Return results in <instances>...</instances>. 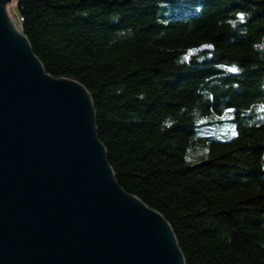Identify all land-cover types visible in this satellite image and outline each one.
Instances as JSON below:
<instances>
[{"label": "trees", "instance_id": "1", "mask_svg": "<svg viewBox=\"0 0 264 264\" xmlns=\"http://www.w3.org/2000/svg\"><path fill=\"white\" fill-rule=\"evenodd\" d=\"M15 8L45 72L91 94L117 183L165 218L185 264H264V0ZM225 114L236 136L203 138Z\"/></svg>", "mask_w": 264, "mask_h": 264}, {"label": "water", "instance_id": "2", "mask_svg": "<svg viewBox=\"0 0 264 264\" xmlns=\"http://www.w3.org/2000/svg\"><path fill=\"white\" fill-rule=\"evenodd\" d=\"M7 1V0H6ZM0 0V264H185L165 218L117 183L91 94L47 74Z\"/></svg>", "mask_w": 264, "mask_h": 264}, {"label": "rangeland", "instance_id": "3", "mask_svg": "<svg viewBox=\"0 0 264 264\" xmlns=\"http://www.w3.org/2000/svg\"><path fill=\"white\" fill-rule=\"evenodd\" d=\"M6 1V0H5ZM18 0H7L5 5L9 6V14L16 23H19V17L16 11V3ZM15 23V24H16ZM233 114H225L221 121H214L212 124H206L207 130L202 134L203 138H213L217 140H229L236 136L237 129L233 121Z\"/></svg>", "mask_w": 264, "mask_h": 264}, {"label": "bare ground", "instance_id": "4", "mask_svg": "<svg viewBox=\"0 0 264 264\" xmlns=\"http://www.w3.org/2000/svg\"><path fill=\"white\" fill-rule=\"evenodd\" d=\"M5 9H6L7 16H8V18H9V21L11 22L12 26L14 27V29H17L18 32H19V29H20V28L18 27V24H19V23H16V22L13 20V18L10 16V14H9V6L5 5ZM15 23H16V24H15Z\"/></svg>", "mask_w": 264, "mask_h": 264}, {"label": "snow or ice", "instance_id": "5", "mask_svg": "<svg viewBox=\"0 0 264 264\" xmlns=\"http://www.w3.org/2000/svg\"><path fill=\"white\" fill-rule=\"evenodd\" d=\"M237 15L239 16V18H240L241 20L244 19V14H243V13H237ZM208 47H211V45H209ZM229 71L236 73V72L239 71V69L236 68L235 66H233V67L229 68ZM262 110H264V109H262ZM229 111H232V110L229 109Z\"/></svg>", "mask_w": 264, "mask_h": 264}]
</instances>
